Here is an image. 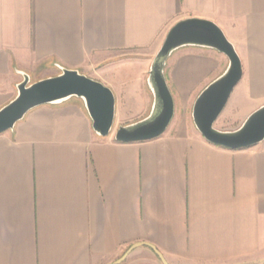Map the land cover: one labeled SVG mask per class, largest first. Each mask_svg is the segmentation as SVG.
Instances as JSON below:
<instances>
[{
    "label": "crops",
    "instance_id": "0c3cea01",
    "mask_svg": "<svg viewBox=\"0 0 264 264\" xmlns=\"http://www.w3.org/2000/svg\"><path fill=\"white\" fill-rule=\"evenodd\" d=\"M189 17L214 21L240 57L228 102L244 116L263 105L264 0H0V108L19 71L33 82L62 66L112 89L114 130L134 122L118 109L149 112L152 59ZM227 64L211 48L172 52L164 74L183 114L151 140L99 136L75 97L0 133V264H162L148 244L168 264L264 263V139L223 148L187 116Z\"/></svg>",
    "mask_w": 264,
    "mask_h": 264
},
{
    "label": "water",
    "instance_id": "95a60500",
    "mask_svg": "<svg viewBox=\"0 0 264 264\" xmlns=\"http://www.w3.org/2000/svg\"><path fill=\"white\" fill-rule=\"evenodd\" d=\"M185 46L214 49L224 54L228 64L224 71L209 82L196 96L191 108V119L202 137L227 149H242L264 139V104L250 112L240 126L220 130L214 122L226 106L233 88L242 78V64L234 45L212 20L189 17L178 20L166 32L150 64L147 85L152 104L146 116L114 130L115 96L112 89L77 69L60 66L56 75L30 81L26 72L19 71L15 96L0 108V133L13 129L31 109L79 98L91 120L92 129L99 136L113 133L118 142L154 139L162 135L174 116V98L166 81V60L175 50ZM162 264H168L162 254L148 244ZM131 246L116 262L121 261ZM264 264V263H262Z\"/></svg>",
    "mask_w": 264,
    "mask_h": 264
},
{
    "label": "rangeland",
    "instance_id": "374dc122",
    "mask_svg": "<svg viewBox=\"0 0 264 264\" xmlns=\"http://www.w3.org/2000/svg\"><path fill=\"white\" fill-rule=\"evenodd\" d=\"M89 74H93V72H89ZM234 103H235V100H234V98H232L226 104V106L224 107V109L222 110V112L217 117L216 121L214 122V127L218 128L220 130H233V129H235L241 125V123L244 121V119L246 118V116L248 114L246 116H244L243 112L241 111V108L235 107ZM189 108H191V105L189 106ZM124 109L125 108H123V109L119 108L118 109V112H117L118 118L125 119L124 118L125 116H127V117L128 116L129 117L134 116V117H137V120H138V119H141L148 114V112L143 113V114L140 113L139 114L140 116L139 115L136 116V113L128 112V111L126 112V111H124ZM190 110H187V116H190L189 119H191ZM182 114H183L182 109H180V106L176 105L175 116L181 117Z\"/></svg>",
    "mask_w": 264,
    "mask_h": 264
},
{
    "label": "built area",
    "instance_id": "2783aa9c",
    "mask_svg": "<svg viewBox=\"0 0 264 264\" xmlns=\"http://www.w3.org/2000/svg\"><path fill=\"white\" fill-rule=\"evenodd\" d=\"M60 68V67H59Z\"/></svg>",
    "mask_w": 264,
    "mask_h": 264
}]
</instances>
